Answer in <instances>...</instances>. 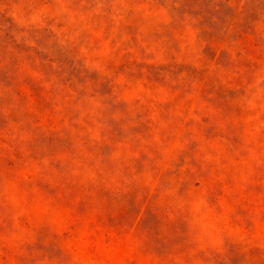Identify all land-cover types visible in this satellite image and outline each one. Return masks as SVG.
Segmentation results:
<instances>
[{
    "label": "rangeland",
    "instance_id": "374dc122",
    "mask_svg": "<svg viewBox=\"0 0 264 264\" xmlns=\"http://www.w3.org/2000/svg\"><path fill=\"white\" fill-rule=\"evenodd\" d=\"M0 264H264V0H0Z\"/></svg>",
    "mask_w": 264,
    "mask_h": 264
}]
</instances>
